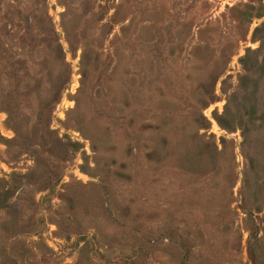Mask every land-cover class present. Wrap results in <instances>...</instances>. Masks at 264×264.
Returning a JSON list of instances; mask_svg holds the SVG:
<instances>
[{
    "label": "rangeland",
    "instance_id": "374dc122",
    "mask_svg": "<svg viewBox=\"0 0 264 264\" xmlns=\"http://www.w3.org/2000/svg\"><path fill=\"white\" fill-rule=\"evenodd\" d=\"M0 264H264V0H0Z\"/></svg>",
    "mask_w": 264,
    "mask_h": 264
}]
</instances>
